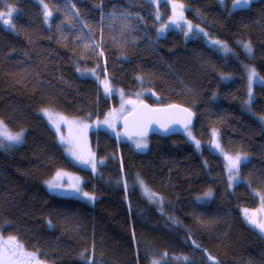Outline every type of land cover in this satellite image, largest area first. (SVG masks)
<instances>
[{
  "label": "trees",
  "instance_id": "obj_1",
  "mask_svg": "<svg viewBox=\"0 0 264 264\" xmlns=\"http://www.w3.org/2000/svg\"><path fill=\"white\" fill-rule=\"evenodd\" d=\"M232 1L0 0V121L23 132L0 147L1 235L46 264H264V237L241 214L264 202V0L230 11ZM173 12L231 53L175 28L160 33L158 17ZM247 65L263 79L250 103ZM102 75L151 105L190 108L200 153L182 134L153 135L137 152L94 127L95 168L74 164L40 113L96 125L117 103L101 93ZM213 133L225 155L247 156L233 189L221 152L207 147ZM62 170L81 177V191L45 187ZM206 191L212 198L198 202Z\"/></svg>",
  "mask_w": 264,
  "mask_h": 264
},
{
  "label": "rangeland",
  "instance_id": "obj_2",
  "mask_svg": "<svg viewBox=\"0 0 264 264\" xmlns=\"http://www.w3.org/2000/svg\"><path fill=\"white\" fill-rule=\"evenodd\" d=\"M150 1H157V0H150ZM222 5L224 4V0H217ZM255 0H250V2L244 6H234L236 5V0H233L229 5V10L234 11L237 9L247 8L251 2ZM161 16V15H160ZM159 20V32L161 33V29L163 32L175 28L176 30H182L188 36H198L203 42L209 46L213 51L217 52L220 55L226 56L230 54L231 50L227 46V44L219 39L212 37L207 31H204L202 28L186 21L181 17L180 12H173L167 18H160ZM175 21V22H173ZM191 24L192 28L191 31L188 29V25ZM201 29L203 31H201ZM215 41H219V43H214ZM245 44L250 45L251 49L252 46L248 42H241L239 45L241 49L248 55L251 56V53L244 47ZM246 80H247V102L253 100L254 97V86L256 84H261L263 79L257 73V71L252 66H244ZM255 70L256 75L252 77L251 81L249 77L251 76L252 70ZM99 78V76H97ZM230 77H225V79H229ZM100 84V90L103 96L108 97L109 99L117 100L115 105H112L106 113V116L98 122L96 125H92L90 122L84 119L70 117L66 115H62L50 110H42L41 115L48 123L49 127L52 129L56 136L57 142L64 148L67 156L69 159L76 165L91 168L92 163H84L83 160L92 161L94 156V148L91 142L90 131L92 128H103L105 129L117 142L119 145L124 138L120 131V120L122 117L130 111L129 102L131 100L135 101L136 103L142 101V95H129L121 89L115 88L111 85L110 81L105 77L101 76L98 79ZM106 87L110 89V91L106 92ZM47 113V115L45 114ZM257 119L261 122L264 126V116H257ZM105 121H108L105 123ZM1 122V121H0ZM111 125V126H110ZM0 131H6L8 135L16 136L17 134H21V138L19 141L8 140L5 135H0V147L6 145H17L22 141L23 132H13L8 129L3 123H0ZM191 133V136L189 135ZM182 136L186 139L188 143L195 149L197 153L201 151V143L195 136L193 129L188 128L182 132ZM211 136H216L215 133L211 134ZM128 144L137 152H143L148 147L147 139H139L133 138L131 140H127ZM197 142H199V146H197ZM138 143H145L146 147H137ZM207 147L209 146V141L206 143ZM226 152L224 150L221 151L220 156L224 157ZM231 158L235 159V157H241L240 163L244 162L247 159L246 155L242 154H232L228 153ZM82 157V159L78 158ZM226 179L229 186V189H233V187L241 181L240 173L237 171L236 173H232L226 167ZM59 174V175H58ZM49 183L57 184L58 187L52 188L49 186ZM82 180L81 177L70 173L68 171H60L57 172L52 178L45 181V187L49 190H52L56 194H60L57 190L61 187H71L79 188L81 191ZM143 195L148 198L149 200L160 204L161 199L158 195L152 193L144 184H139ZM212 191H206L205 193L196 196V200L198 202H206L212 198ZM247 210V211H246ZM241 214L243 219L246 223L254 228L258 233H260L264 237V232H262L258 227L254 224L250 223V219H255L258 223H264V202L263 199L260 198V202L257 207L253 209L242 208ZM176 259V258H175ZM0 264H46L41 262L35 253L27 251L19 241L14 237H5L0 234ZM159 264V262H157ZM210 264H216L214 261H211Z\"/></svg>",
  "mask_w": 264,
  "mask_h": 264
},
{
  "label": "water",
  "instance_id": "obj_3",
  "mask_svg": "<svg viewBox=\"0 0 264 264\" xmlns=\"http://www.w3.org/2000/svg\"><path fill=\"white\" fill-rule=\"evenodd\" d=\"M46 17H49V15H46ZM129 107L130 111L120 120V131L126 140L133 138L148 139L153 135H181L185 129L192 128L195 121L194 112L190 108L177 103L151 105L146 101L136 103L131 100ZM183 109H187V112H182L181 110ZM153 110L163 111L154 112ZM189 113L191 114L190 123H188ZM185 124H187V127H185ZM209 145L214 153L221 152L217 137H212ZM229 157L230 155L228 154L224 156V161L228 169L230 166ZM230 172L236 173L237 168L231 169Z\"/></svg>",
  "mask_w": 264,
  "mask_h": 264
},
{
  "label": "snow or ice",
  "instance_id": "obj_4",
  "mask_svg": "<svg viewBox=\"0 0 264 264\" xmlns=\"http://www.w3.org/2000/svg\"><path fill=\"white\" fill-rule=\"evenodd\" d=\"M249 2H250V0H236V5H234V6H242V5L246 6ZM179 7L182 8L183 6L180 5ZM174 11H175V6H174ZM4 15H5L4 13H0V17H3ZM7 15L8 16L11 15V10H9V12L7 13ZM46 15H51V13H46ZM181 17H182V13H181ZM2 22L4 24H9V26L11 27L9 20L5 19ZM173 22H175V21H173ZM191 28H192V25L189 24L188 25L189 31H191ZM161 31H163V29H161ZM201 31H203V30L201 29ZM214 43H219V41H215ZM244 47L248 50L249 53H251L252 49H251L250 45L245 44ZM255 75H256V73H255V70L253 69L252 70V73H251V76L249 77V80L251 81L252 77L255 76ZM105 91L108 92V91H110V89H108L106 87ZM170 107H175V106H170ZM153 111L155 112V111H163V110H153ZM181 111L182 112H187V109H183ZM45 114L47 115V113H45ZM190 116H191V114L189 113L188 114V123H190ZM107 122L108 121H105V123H107ZM0 123H2V122H0ZM185 127H187V124H185ZM0 135H5L8 140H13V141H19L20 138H21V134H17L16 136H11V135H8L6 133V131H0ZM189 135L191 136V133L190 132H189ZM146 146L147 145L145 143H138L137 144V147H146ZM197 146H199V142H197ZM78 158H80V159L83 160L82 157H78ZM228 159L230 161V166H229V170L230 171L233 168H238L239 167L241 157L237 156V157H235V159L229 157ZM83 162L84 163H92L93 168H95V163L94 162L89 161V160H83ZM49 186L52 187V188H55V187H58L59 185L53 184V183H49ZM76 191H80V189L79 188H76ZM84 195L87 196L88 194L87 193H84ZM89 198L91 199L92 197H89ZM249 222L252 223V224H254L256 227H258L262 232H264V223H258L255 219H250ZM210 259H211V257H210ZM154 264H156V262H154Z\"/></svg>",
  "mask_w": 264,
  "mask_h": 264
},
{
  "label": "bare ground",
  "instance_id": "obj_5",
  "mask_svg": "<svg viewBox=\"0 0 264 264\" xmlns=\"http://www.w3.org/2000/svg\"><path fill=\"white\" fill-rule=\"evenodd\" d=\"M211 149V148H210ZM214 152V151H213Z\"/></svg>",
  "mask_w": 264,
  "mask_h": 264
}]
</instances>
